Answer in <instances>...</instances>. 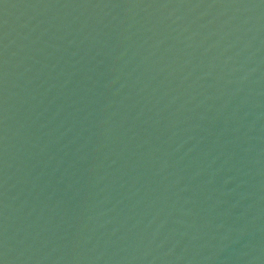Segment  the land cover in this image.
I'll return each instance as SVG.
<instances>
[{"label": "water", "instance_id": "95a60500", "mask_svg": "<svg viewBox=\"0 0 264 264\" xmlns=\"http://www.w3.org/2000/svg\"><path fill=\"white\" fill-rule=\"evenodd\" d=\"M0 195L107 264H264V0H0Z\"/></svg>", "mask_w": 264, "mask_h": 264}]
</instances>
